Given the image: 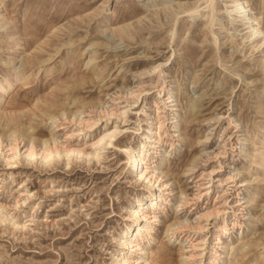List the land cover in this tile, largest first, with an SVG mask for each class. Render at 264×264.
Here are the masks:
<instances>
[{
    "label": "rangeland",
    "instance_id": "rangeland-1",
    "mask_svg": "<svg viewBox=\"0 0 264 264\" xmlns=\"http://www.w3.org/2000/svg\"><path fill=\"white\" fill-rule=\"evenodd\" d=\"M242 1L0 0V264H264V0Z\"/></svg>",
    "mask_w": 264,
    "mask_h": 264
},
{
    "label": "bare ground",
    "instance_id": "bare-ground-1",
    "mask_svg": "<svg viewBox=\"0 0 264 264\" xmlns=\"http://www.w3.org/2000/svg\"><path fill=\"white\" fill-rule=\"evenodd\" d=\"M235 2H234V8H233V12L238 16V17H240V18H242V17H244V15H246L245 14V7H244V5H243V1L242 0H234ZM247 18V21H246V23H247V27H248V35L249 36H253V35H256V34H260L261 33V31H260V29H258L255 25H254V18L252 17V16H247L246 17ZM121 28H123V27H121ZM110 30V29H109ZM263 37L262 38H264V34L262 35ZM16 72V71H15ZM18 76H19V73H18ZM15 79H16V76L14 77V78H12L11 80H9L8 82H7V86H0V90H1V92L2 91H8V90H10V89H13L14 88V81H15ZM18 79V78H17ZM51 118V117H50ZM114 131H116V129L114 128L112 131H110V132H107L105 135H103L101 138H99L96 142H94V143H101V142H105V143H110V140L112 139V137H113V135H114ZM157 133V131H155V132H153V134H156ZM103 137H107V140H103L102 138ZM47 149H49L46 153H44L43 155L44 156H46L47 154H50L51 152H56L57 151V149L55 148V146H54V144L51 146H49ZM66 153H69V152H74V153H79V152H81L83 149L81 148V149H78V148H66V147H64V148H62ZM26 151H27V156L28 155H30L31 153H32V148H27L26 149ZM43 151H44V149H43ZM127 158H128V167H129V170L130 171H132V172H139V173H141L142 172V166L140 165V162H141V157L138 155V154H136L135 152H133V151H130L129 153H128V155H127ZM147 169V165H145V167H144V169L143 170H146ZM158 194H156V193H154L153 194V197H150V198H148V199H146L145 201H143L142 203L143 204H145V202H146V204H148V205H150V206H152L151 205V203L153 202V203H155L154 202V200H155V198H158ZM139 203L140 202H138V205H139ZM141 205V204H140ZM135 210V209H134ZM133 210V213H134V219L132 220V223L131 224H129V227L131 228L132 226H133V221L134 220H138V218H139V215H138V213H137V211H134ZM153 216V215H152ZM152 216H150V217H152ZM144 228L146 229V230H148V228H149V226H146V225H144ZM133 230V229H132ZM137 238H138V240H136V242L134 243V246H136V245H138V241H140L142 238H141V236H139V235H137ZM123 244H124V246H126V245H128V242L127 241H123ZM123 246V247H124ZM120 254V252L119 253H117L116 255H119ZM133 262H135V260H133Z\"/></svg>",
    "mask_w": 264,
    "mask_h": 264
}]
</instances>
